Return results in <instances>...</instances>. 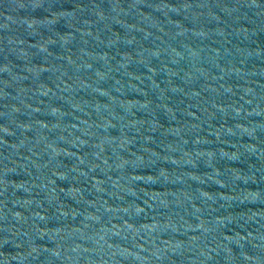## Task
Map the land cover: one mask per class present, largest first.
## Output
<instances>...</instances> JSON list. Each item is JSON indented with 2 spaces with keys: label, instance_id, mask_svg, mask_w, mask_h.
I'll use <instances>...</instances> for the list:
<instances>
[{
  "label": "water",
  "instance_id": "water-1",
  "mask_svg": "<svg viewBox=\"0 0 264 264\" xmlns=\"http://www.w3.org/2000/svg\"><path fill=\"white\" fill-rule=\"evenodd\" d=\"M0 264H264V0H0Z\"/></svg>",
  "mask_w": 264,
  "mask_h": 264
}]
</instances>
